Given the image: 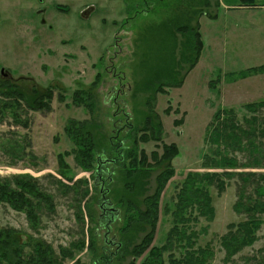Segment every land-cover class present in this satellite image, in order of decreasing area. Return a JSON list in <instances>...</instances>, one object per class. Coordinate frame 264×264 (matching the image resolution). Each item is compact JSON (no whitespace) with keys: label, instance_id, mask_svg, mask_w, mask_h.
Masks as SVG:
<instances>
[{"label":"rangeland","instance_id":"1","mask_svg":"<svg viewBox=\"0 0 264 264\" xmlns=\"http://www.w3.org/2000/svg\"><path fill=\"white\" fill-rule=\"evenodd\" d=\"M188 1L0 0V85L6 82L0 91L15 86L27 95L33 90L53 93L50 110L23 108L16 118L12 112L0 114V178H34L55 206L40 214V225L33 229L24 212L0 203L1 228L18 231L26 242L47 243L56 254L72 249L74 259L65 264H111L104 251L116 247L105 242L96 170L99 159L123 155L117 165L101 166L114 174L106 199L119 212L109 239L116 237L123 247L113 264H140L143 258L136 260L131 251L152 228L127 223L135 209L147 210L144 201L154 195L157 178L166 169L152 154L161 156L165 146L176 145L178 155L170 163L174 176L161 196L153 245L164 244L173 226V204L190 174H230L223 177L221 193L216 182L208 184L215 218L192 224L196 247L212 246L210 264H264V223L258 241L231 260L221 247L228 225L245 220L233 209L241 184L238 175H264V72L244 74L264 66V0H256L254 7L240 0H209L210 7L202 3V10L187 9ZM188 26L198 27L202 35L199 62L191 70L185 66L180 87L158 92L157 83L172 78L180 43L186 40L178 29ZM186 58L193 55L186 53ZM149 102L163 127L160 142L139 139ZM253 104L259 105L255 112L248 109ZM219 111H233L234 121L218 124ZM72 121L87 122L95 139L90 171L72 153L77 149L67 132ZM133 149L140 160L141 151L147 154L151 174L145 182L137 175L128 177V152ZM223 159L236 161L237 167L213 168ZM78 208L84 223L76 217ZM80 242L84 247L78 250L74 246Z\"/></svg>","mask_w":264,"mask_h":264},{"label":"trees","instance_id":"2","mask_svg":"<svg viewBox=\"0 0 264 264\" xmlns=\"http://www.w3.org/2000/svg\"><path fill=\"white\" fill-rule=\"evenodd\" d=\"M240 2L243 6L254 7L256 0H240ZM201 4L204 5V8L210 7L209 0H189L186 6L189 10L191 8L202 10ZM178 31L183 35V39L186 38L180 43V57L176 63L178 70L174 69L170 80L157 83L156 91L158 92L166 93L164 91L166 87H180L183 83L180 78L183 76L185 66L189 65V70L194 69L201 57L204 43L198 27L196 29H190L189 26L180 27ZM186 53L193 55V58H186ZM258 71L264 72V66L248 70L244 74ZM5 83L3 82L0 87H5ZM0 94L4 98H0V114L12 112L14 117H18V111L23 108L36 112L50 110V103L53 99V93L50 89L45 93L33 90L32 95H27L15 86H7L4 91H0ZM260 104L263 105L264 103ZM147 105L148 116L144 128L141 130L143 135L139 139L143 143L160 142L163 131L162 124L150 102ZM258 106L256 104L249 105L248 109L255 112ZM223 114L227 117L222 120ZM234 118L233 111H219L215 121L220 124L221 121L224 122L225 120L234 121ZM231 127L235 128L234 125ZM88 130L87 122L72 121L67 132L76 145L77 149H74L72 153L76 155L78 164L84 170L90 171L94 168L93 152L96 142L93 134ZM215 132V137H220L219 132ZM262 132L264 133V127ZM128 154V158L132 159L128 177L137 179L135 178L137 175L142 182L145 178L148 179L151 173L150 169L146 167L148 157L145 151H141L139 154L142 155V160L139 159L134 149ZM64 155L68 156L71 153ZM152 155L158 165L166 164V169L157 178V188L154 195L144 201L147 210L141 212L135 209L136 215L130 219L135 223L143 222L152 228L142 243L132 249L133 258L136 260L143 258L140 264H210L215 255L214 250L210 245L196 247L198 234L192 229V224H196L199 218H204L207 221L214 220L215 209L208 184L211 185L216 182L218 191L221 193L225 190L223 177L231 175L205 174L200 176L190 174L180 187L177 200L173 204L171 211L173 226L166 235L164 244L155 246L153 245L154 233L159 220L160 200L166 185L174 176V169L170 163L178 155V148L176 145L165 146L161 156L158 153ZM60 160L62 159L60 158ZM235 167H237L236 161L231 159H223L221 162H214L213 164L215 169H233ZM238 177L241 184L238 187V200L233 209L237 214L245 216V220L238 224L228 225V232L221 237V247L228 261L258 241V232L264 223V175L244 173L239 174ZM139 186H143V183ZM86 195L87 191L84 196ZM0 203L10 206L15 211L24 212L33 229L39 227L40 214L44 210L50 211L55 208L53 199L40 190L38 182L25 175L16 176L12 179L0 178ZM167 210H171L170 207H167ZM76 217L84 223L85 217L81 208H78ZM74 247L80 250L84 247V242H80ZM89 248L93 249V246ZM166 254L168 255L167 258H165ZM68 259H74L72 249H61L59 254H56L52 246L47 243L38 240L26 242L18 231L0 227V264H65ZM110 263L113 264L114 262L111 261ZM131 264H136L135 260Z\"/></svg>","mask_w":264,"mask_h":264},{"label":"flooded vegetation","instance_id":"3","mask_svg":"<svg viewBox=\"0 0 264 264\" xmlns=\"http://www.w3.org/2000/svg\"><path fill=\"white\" fill-rule=\"evenodd\" d=\"M58 11L63 12L64 11H68L66 9H64L63 7H59ZM119 158H114V160H104L101 161L100 159L98 160V168L96 170V180H95V186H100V192L102 195V205L100 207L101 209V216L100 219L106 223V235H105V242L108 246L111 247H116V250L113 252L111 250H107L105 248V254L107 255L109 253V260L113 261L115 258H117L120 249L122 248V243H117L116 242V237H114L113 239H109V233L111 230V226L114 224V222L117 220V216L119 215V212L112 207L111 202L109 201V199H106V195L109 193V189H107V185L110 184V182L113 180V173H109V169L108 171L105 169H102L101 166H105V165H117L118 163H120L121 161H123V155H118ZM129 221V220H128ZM134 223V221L130 220L127 224L128 226H132V224ZM143 224V222H138Z\"/></svg>","mask_w":264,"mask_h":264},{"label":"bare ground","instance_id":"4","mask_svg":"<svg viewBox=\"0 0 264 264\" xmlns=\"http://www.w3.org/2000/svg\"><path fill=\"white\" fill-rule=\"evenodd\" d=\"M127 212V211H126Z\"/></svg>","mask_w":264,"mask_h":264}]
</instances>
